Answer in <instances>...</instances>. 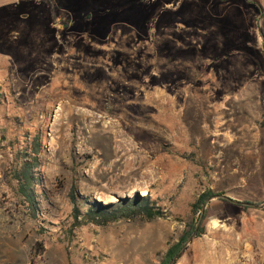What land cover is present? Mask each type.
Listing matches in <instances>:
<instances>
[{
  "label": "rangeland",
  "instance_id": "1",
  "mask_svg": "<svg viewBox=\"0 0 264 264\" xmlns=\"http://www.w3.org/2000/svg\"><path fill=\"white\" fill-rule=\"evenodd\" d=\"M225 3L0 0V256L161 264L202 215L203 234L172 264H264V207L211 198L192 214L208 191L264 203V86L221 91L206 74L211 41L238 59L259 39L255 7ZM33 162L28 202L18 176ZM142 190L153 221L85 219L109 196L117 206Z\"/></svg>",
  "mask_w": 264,
  "mask_h": 264
},
{
  "label": "crops",
  "instance_id": "2",
  "mask_svg": "<svg viewBox=\"0 0 264 264\" xmlns=\"http://www.w3.org/2000/svg\"><path fill=\"white\" fill-rule=\"evenodd\" d=\"M217 1H219V3L221 2L220 0ZM225 2L226 0L222 1L219 6L228 5V3ZM251 32L257 33L254 22V11L251 12ZM229 37V40L232 41L237 40L240 36L237 33H232ZM220 42L219 40L211 41V43H209L211 51H207L205 56L209 63L206 74L209 77L220 78L221 84L213 83L214 85L212 86L226 92L236 91L244 94L250 91L256 93L261 92L264 86V53L260 44V38L258 39L256 36V39H249V41L244 44L245 50L238 59L233 56L222 57L221 55H217L215 50L218 48V45H220ZM228 76H230L229 79L225 80L224 77L228 78ZM214 81L216 82V79H214ZM256 98H258V96ZM0 264L12 263L9 258L0 256Z\"/></svg>",
  "mask_w": 264,
  "mask_h": 264
},
{
  "label": "trees",
  "instance_id": "3",
  "mask_svg": "<svg viewBox=\"0 0 264 264\" xmlns=\"http://www.w3.org/2000/svg\"><path fill=\"white\" fill-rule=\"evenodd\" d=\"M225 1V0H220ZM249 1L257 10V13L259 16H264V7L257 1V0H247ZM263 40H264V28L261 26ZM262 51L264 53V41L262 42ZM262 100H263V94H262ZM263 121H264V114H263ZM34 152H36V148L34 147ZM37 166V163L33 162L29 166L28 164H23L20 169V175L18 178H20L19 184V192L22 196L27 198L28 202L31 200L30 192L27 190L32 186V177L29 175V169H33ZM217 195L213 194L212 192L208 191L199 196V198L196 200V202L192 205V214L196 215L200 212L201 207L203 203L215 197ZM72 202H74V198L70 196ZM252 204V203H250ZM253 206H258L259 204H252ZM237 206H243L241 204H237ZM243 209H247V207H242ZM264 210V209H263ZM77 211H75V214ZM137 216H145L146 220L148 222L153 221L157 217V213L154 211V209L149 207V197H143V198H136V200H120L119 205H105L102 206L98 204L96 207L91 206L89 210L86 213L85 219L89 221L90 223H94L97 225L105 224L108 221H116V220H131L134 219ZM205 214H203V217ZM194 229V225H191L189 228V231H187L185 234H183L177 243L170 246L164 253L161 264H170L171 261L177 256L180 249L183 247L187 239L190 237L192 231ZM204 232L203 228L200 227L197 231L196 237H199ZM38 248V252L42 249H40L39 245H36V249ZM34 252V250H33ZM39 254V253H38ZM40 255V254H39Z\"/></svg>",
  "mask_w": 264,
  "mask_h": 264
},
{
  "label": "water",
  "instance_id": "4",
  "mask_svg": "<svg viewBox=\"0 0 264 264\" xmlns=\"http://www.w3.org/2000/svg\"><path fill=\"white\" fill-rule=\"evenodd\" d=\"M263 19H264V16L261 15V16H259V18H258L257 21H256V29H257V33H258V36H259V38H260V40H261L262 42L264 41V40H263V35H262V30H261V23H262V20H263ZM263 109H264V95H263ZM213 198L224 199V200H227V201H229V202H231V203H234V204H241V205H243V206L254 207V206H253L252 204H250V203H240V202H237V201H233V200H231V199H229V198H227V197H225V196H223V195H217V196H215V197H213ZM209 200H210V199L206 200V202L209 201ZM206 202H204V204H203V206H202L201 214H202L203 211H204V206H205ZM257 207H258V208H263V207H264V203L261 204V205H259V206H257ZM201 216H202V215H200V217H199V221H198V223L196 224V226H195V228H194V231H193L192 235L187 239V241L185 242V244H184L183 247L180 249V251H179V253H178L177 255H179V254L183 251V249L186 247V245L192 240V238L196 236V231H197V228H198V225H199V222H200ZM176 257H177V256H176ZM176 257L171 261L170 264H172V263L174 262V260L176 259Z\"/></svg>",
  "mask_w": 264,
  "mask_h": 264
},
{
  "label": "bare ground",
  "instance_id": "5",
  "mask_svg": "<svg viewBox=\"0 0 264 264\" xmlns=\"http://www.w3.org/2000/svg\"><path fill=\"white\" fill-rule=\"evenodd\" d=\"M131 189H133V188H131ZM143 189H145V188H143ZM136 192H138V190L137 189H133V190H130L129 194L133 195ZM140 194H141V196H148V191L147 190H142V192H140ZM105 203L108 204V205H112L113 206V204L116 203V198H113L112 196L111 197L109 196L108 198H106Z\"/></svg>",
  "mask_w": 264,
  "mask_h": 264
}]
</instances>
